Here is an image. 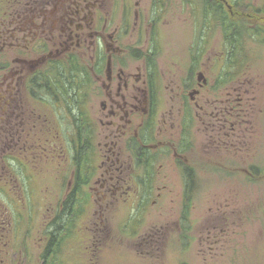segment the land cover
Segmentation results:
<instances>
[{
    "label": "flooded vegetation",
    "instance_id": "obj_1",
    "mask_svg": "<svg viewBox=\"0 0 264 264\" xmlns=\"http://www.w3.org/2000/svg\"><path fill=\"white\" fill-rule=\"evenodd\" d=\"M138 7V2L134 9L123 5L116 24L118 5L113 8L110 0H0V264H32V233L37 220L41 230L48 211L49 159L57 168L63 163L72 168L59 201L61 216L71 196L72 216L81 205L90 211L121 203L143 211L140 207L156 191L168 187L167 172H160L164 165L176 168L183 206L193 205V194L203 182L192 160L196 148L192 132L206 133L209 116L220 131L219 125L238 114L231 98L209 113L205 103L196 101L203 89L197 77L196 84L187 87L188 102L175 96L178 102L167 111L161 109L151 65L145 62L133 73L118 62L128 54L123 48L127 36L143 38L147 33ZM80 68L88 75L87 96L98 94L99 108L82 103L92 139L89 174L78 181L74 159ZM64 77L73 82V99L78 101L73 105L63 97ZM194 116L201 131L191 126ZM235 127L231 125L233 132ZM48 150L56 155L49 156ZM201 159L218 164L205 156ZM91 191L97 198L88 196L81 204L80 195ZM44 227L40 264H45L42 257L49 241Z\"/></svg>",
    "mask_w": 264,
    "mask_h": 264
},
{
    "label": "rangeland",
    "instance_id": "obj_2",
    "mask_svg": "<svg viewBox=\"0 0 264 264\" xmlns=\"http://www.w3.org/2000/svg\"><path fill=\"white\" fill-rule=\"evenodd\" d=\"M136 2L147 33L143 38L129 34L123 43L128 54L118 62L133 73L145 62L151 65L158 79L156 101L163 111L178 102L175 96L188 102L187 87L203 73L207 84L196 101L205 103L210 113L231 98L238 116L219 125L220 131L209 116L204 134L196 132L200 130L196 116L190 122L196 132L192 160L203 182L193 194L192 206L181 202L175 166L164 165L160 172H167L168 187L156 191L140 207L143 211L121 203L107 209L95 206L94 211L85 205L78 212L76 208L67 236L49 264H264V44L250 38L240 58L246 71L223 84L231 68L226 61L228 46L217 20L214 24L204 16L205 4L213 5L214 0H110L113 8L118 5L116 24L123 5L134 9ZM242 5L245 16L258 26L250 27L263 28L262 16H254V11L264 8V0H242ZM85 102L96 103L98 109V94L89 93ZM233 124L238 125L234 132ZM48 155L56 154L48 150ZM199 155L208 162L218 160L214 166L220 171ZM47 167L48 211L41 230L37 220L32 233V264H40V237L45 224L48 237L54 229L72 172L68 164L57 168L51 159ZM229 168L234 175L228 174ZM88 196L97 198L93 191L80 195L81 204Z\"/></svg>",
    "mask_w": 264,
    "mask_h": 264
},
{
    "label": "trees",
    "instance_id": "obj_3",
    "mask_svg": "<svg viewBox=\"0 0 264 264\" xmlns=\"http://www.w3.org/2000/svg\"><path fill=\"white\" fill-rule=\"evenodd\" d=\"M215 3L205 4L204 6V16L205 18L211 17L215 24V20L221 26V32L223 34V38L226 46H228V51L226 52V61L228 60L231 64V68L227 69L228 75H225V80L222 82L225 84L229 80H233L236 77H239L242 72L246 71V65L244 61H240V58L244 55V48L248 44V40L250 38L261 42L264 44V27L253 30L250 26L253 25L254 22L248 19L245 16V12H243L242 8V0H214ZM229 3V4H228ZM226 7L228 9H226ZM255 14H259L262 16L261 20H264V8L261 10H255ZM254 26V25H253ZM258 27V26H254ZM226 63V62H225ZM79 103L81 107L79 108V120L77 121V130H78V150L75 153V161L77 167V178L78 181L82 179H86L89 174L88 161L90 156L91 149V135L92 129L91 124L87 121L84 116L82 103H84L87 93L86 88L88 85V75L85 74L83 69L80 68L79 72ZM239 74V75H238ZM64 83L61 86V89L64 90L63 97L67 104L73 105V103H77L73 99L72 95L73 90L71 85L73 84L72 80L69 84L64 77ZM70 86V87H69ZM70 113H72V108L69 109ZM75 109L73 110V112ZM88 173H87V172ZM82 184V183H81ZM73 196H71L64 204V209L62 211L63 216H57L55 222L52 224L53 230L49 232V241L47 245V249L45 251L42 260L45 264H49L52 260V257L59 251L58 245L62 240V234L67 233V227L72 219L73 212ZM186 221V220H185ZM185 231V230H184Z\"/></svg>",
    "mask_w": 264,
    "mask_h": 264
},
{
    "label": "water",
    "instance_id": "obj_4",
    "mask_svg": "<svg viewBox=\"0 0 264 264\" xmlns=\"http://www.w3.org/2000/svg\"><path fill=\"white\" fill-rule=\"evenodd\" d=\"M197 80L200 83L201 86L206 85L207 81L205 79V76L203 75V73H199L197 75ZM197 92H193L191 95H195Z\"/></svg>",
    "mask_w": 264,
    "mask_h": 264
}]
</instances>
